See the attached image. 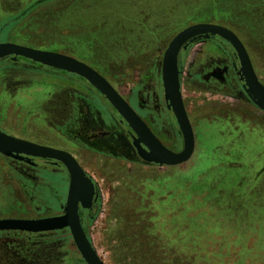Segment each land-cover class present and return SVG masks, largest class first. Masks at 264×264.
<instances>
[{"label": "rangeland", "instance_id": "374dc122", "mask_svg": "<svg viewBox=\"0 0 264 264\" xmlns=\"http://www.w3.org/2000/svg\"><path fill=\"white\" fill-rule=\"evenodd\" d=\"M37 1L0 0V42L87 55L89 63L118 72L120 66L153 59L160 66L178 32L214 20L237 34L255 70L264 60L257 59L239 29L245 28L248 0H45L29 10ZM202 48L205 43L191 51L183 80L196 138L194 153L183 164H134L87 149L68 151L63 132L41 109L28 115L11 112L0 127L14 137L70 152L95 179L98 199L84 222L106 264H264V112L238 83L223 89L197 78L205 70L199 65ZM209 53L223 57L215 47ZM26 75L5 78L14 84ZM36 77L44 83L43 75ZM27 87L32 85L18 91ZM51 97L58 102L57 95ZM166 143L175 148L176 135ZM3 161L0 218L37 215L36 205L39 216L65 212L68 175L42 173L45 182L33 203L21 192L18 174ZM27 183L33 191L34 184ZM37 242L41 250L27 252L36 263L86 264L69 231L32 239L0 236V264H23L20 249L11 246Z\"/></svg>", "mask_w": 264, "mask_h": 264}, {"label": "flooded vegetation", "instance_id": "af4514ba", "mask_svg": "<svg viewBox=\"0 0 264 264\" xmlns=\"http://www.w3.org/2000/svg\"><path fill=\"white\" fill-rule=\"evenodd\" d=\"M201 23H212V22H201ZM201 43H205L206 49L205 51L204 48L200 49V54L202 55V58H201V63H199V65L201 66L203 65L205 70L204 72L200 73L197 78L207 85L218 84L223 89L232 87L233 86L232 82H235L238 83L241 89L245 92V89L243 87L244 83L240 80V77L238 75V68L240 67V63L237 54L227 41L223 40L218 36H211L208 39H202L199 41L190 42L187 48L182 47L179 54V64L180 67H182L183 69L181 74L182 87H183L185 69L187 67L190 53ZM167 47L164 49L162 53L163 55H162V59L160 60L161 62L160 66H158L159 62L156 59H153L145 64H136V65L126 64L123 65L124 68L123 66H120L119 68L120 71L118 72L107 70L109 71V73L99 68L94 63L92 64L89 63V59H88L89 57L87 55H85V57L84 56L80 57L79 55L76 54H73L75 55L73 56L66 52H60V53L73 56L78 60L88 64L90 67H92L97 72H99L128 102V104L143 119V121L148 125V127L151 129V131L154 134L155 132L167 133V136H165L163 139H159L158 136L155 134V136L167 148H169L174 152H180L184 146L183 136L177 124L175 114L173 110L169 107L170 104L165 97V91L163 86V74H162L163 57ZM212 47L220 49V51L223 52V57L219 58V57H214L213 55L210 56L209 49H211ZM249 48L252 51H254L251 47ZM42 50L55 51L49 49H42ZM254 54L257 57V59H260L259 57H261V55H257L255 52ZM208 57H210L211 59L208 60L207 59ZM102 60L103 59L101 57L100 61ZM204 60H206L205 64H202ZM219 60L224 61V63L223 64L218 63ZM5 66H14V67L22 66L43 72H48L57 75L59 77L65 78L74 84L75 88H73L74 96L71 104V109H72L71 116L63 127L58 128L59 131L63 132L64 143L65 146H67V149H69L68 151L71 150L74 152L75 151L74 149H87L97 152L100 155L110 156L115 159H122L130 163L144 164L141 160L139 150L134 143V138L136 137V134L133 132V129L129 126L128 122L124 119V117L110 104V102L106 99V97L103 94H101V92L97 90L85 78L81 77L78 74L69 73L67 71L60 69L50 68L42 64L34 63L31 60L20 57H18L17 60L15 61L12 59V57H6L0 60V68ZM257 69H264V60H260L257 63L255 71H257ZM259 79H264V77H259ZM246 96L247 98H249L247 93ZM173 135H176L177 143L175 148H173L172 146L166 143V140L172 138ZM143 147L146 148L145 145H143ZM0 158L2 161L4 160L3 162L7 164V166L11 171H14L16 172V174H18L19 178L17 179V184L19 185L21 192L26 197H29L27 195H30L29 197L30 201L33 203H37L35 191L39 187H41V185H43V183L45 182L42 173L53 172L56 174H63V175L66 174L70 178L69 172L65 167V165L62 162L56 160L33 157L30 158V161H27V158L23 160L9 158V157H5L1 153H0ZM77 161L82 166L79 159ZM87 174L91 176L88 172ZM93 180L95 181L94 178ZM27 182H31L32 184H34L35 187H32L33 191L30 189ZM95 183L97 184L96 181ZM98 194H99V188H98ZM91 210H84L80 208V215L82 212H84L85 215V212H90ZM35 211L37 212L36 213L37 215L16 216V217L27 218V219L51 217V216H39V214L41 213L40 205L35 206ZM52 216H59V214ZM2 218H6V217H2ZM65 231H69V230H64L58 232L57 234H43V235L27 233V232L10 231V232H0V236L5 238H15V239H20V238L32 239L34 237L45 238L50 236H56ZM38 244H39L38 242L26 243V245H24V243L23 244L15 243L11 247L12 249L14 248L20 249L19 252L22 255L19 259L21 263L42 264L43 260H40L38 263H36L35 259L32 258V255L30 253H27L28 251L30 252L35 248L37 249L36 251H40L41 250L39 249L40 245L37 248Z\"/></svg>", "mask_w": 264, "mask_h": 264}, {"label": "water", "instance_id": "95a60500", "mask_svg": "<svg viewBox=\"0 0 264 264\" xmlns=\"http://www.w3.org/2000/svg\"><path fill=\"white\" fill-rule=\"evenodd\" d=\"M218 36L227 41L237 54L240 67L238 75L250 100L264 112V84L260 81L249 53L237 34L222 25L197 23L181 30L169 43L163 57V86L169 107L173 110L182 133L184 146L180 152L167 148L151 131L143 119L133 110L120 93L99 72L88 64L60 52L48 51L13 42H0V60L12 57L25 58L44 66L78 74L103 94L110 104L124 117L136 134L134 143L141 160L146 165L176 166L187 162L193 155L196 138L184 104L179 54L190 42ZM146 146V148L143 147ZM0 153L5 157L23 160L43 158L62 162L70 176L65 212L59 216L37 219L1 218L0 232H27L33 234H57L69 230L86 264H106L89 234L85 231L80 208L91 210L98 199V186L77 159L69 152L40 145L14 137L0 129Z\"/></svg>", "mask_w": 264, "mask_h": 264}, {"label": "crops", "instance_id": "0c3cea01", "mask_svg": "<svg viewBox=\"0 0 264 264\" xmlns=\"http://www.w3.org/2000/svg\"><path fill=\"white\" fill-rule=\"evenodd\" d=\"M248 1L250 3V10L248 11L247 21L244 24L245 28L240 27L239 29L247 38L248 46L257 55L264 56V0ZM205 22L220 23L214 20ZM236 26L239 25L236 23ZM15 73H27V80L14 84L7 82L5 75ZM257 73L259 77H264V69H257ZM37 74L44 76V83H41L42 80L39 81L42 78H37ZM27 84L32 85V87L23 88L22 91H18ZM73 88L75 86L69 80L48 72L22 66H5L0 68V127L2 128L3 123L7 122L4 120L9 118L11 112L18 111L24 115H28V112L36 109L44 110L45 115L54 121L58 128L63 127L72 113ZM53 94L57 95L58 102H52V100H56L54 97H51ZM59 96H61V100Z\"/></svg>", "mask_w": 264, "mask_h": 264}, {"label": "trees", "instance_id": "16d2710c", "mask_svg": "<svg viewBox=\"0 0 264 264\" xmlns=\"http://www.w3.org/2000/svg\"><path fill=\"white\" fill-rule=\"evenodd\" d=\"M44 1H45V0H38L37 2H35L34 4H32V5L30 6V9H29V10L35 8L37 5H39L40 3L44 2ZM81 217H82V222H83L84 229H85V231L88 233L87 225H86V223H84V212L81 213Z\"/></svg>", "mask_w": 264, "mask_h": 264}]
</instances>
